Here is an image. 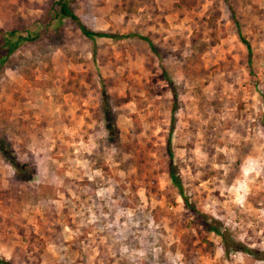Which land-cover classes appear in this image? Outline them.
<instances>
[{
	"label": "rangeland",
	"instance_id": "obj_1",
	"mask_svg": "<svg viewBox=\"0 0 264 264\" xmlns=\"http://www.w3.org/2000/svg\"><path fill=\"white\" fill-rule=\"evenodd\" d=\"M56 1L0 0V43L37 35L0 70V141L32 175L0 153V259L264 264V0H67L115 36L92 41Z\"/></svg>",
	"mask_w": 264,
	"mask_h": 264
},
{
	"label": "trees",
	"instance_id": "obj_2",
	"mask_svg": "<svg viewBox=\"0 0 264 264\" xmlns=\"http://www.w3.org/2000/svg\"><path fill=\"white\" fill-rule=\"evenodd\" d=\"M54 4L56 6H58V11L53 13V16L54 17H58V16L65 17V18H68L71 21L75 22L77 24L78 30L80 31V33L85 38L92 41L95 38L113 39L115 37L114 35H109V34L102 33V32L94 33L92 31L86 29L82 25H80L77 16L68 7L67 0H57ZM24 34L25 35H23L22 32H17V31H8V32H4L2 34V39H1V43H0V70L2 69L3 64L8 60V58L12 54V52L19 45H21L24 42L33 41L37 37L36 34L30 35L28 33V31H24ZM246 49L248 50V46H246ZM102 97L105 98L104 93H102ZM107 115H108V110H107ZM107 118H108V116H107ZM261 125L264 126V111H263V115L261 118ZM104 129H105V131L109 137L112 136L114 131H115V129L111 125V123L108 122V119L104 125ZM0 153H1V156L3 157V159L5 160V162L14 171L15 177H17L21 181H29L31 179V176H32L31 171L28 170L27 164L19 162L12 155L10 149L5 146L3 141H0ZM168 154L171 155L170 152ZM168 176H169V179H170L172 185L176 187V189L178 191V195L183 200L185 206L192 211L193 209L190 207V205L187 203L185 197H183V195H182L180 181H179V179H178V177H177L172 166L169 168ZM211 222H213V221H211V220L208 221L204 217V219L202 220V225L206 231L214 233L215 235H217L221 239L222 246H223V252L226 255L228 254L229 251H238V252H244V253L250 254L254 259H259L258 255H257L258 253L254 252L253 250H250L248 248L241 247L239 245V243L229 241L227 236H226V233L220 231L216 227V225H214ZM215 224H217V223L215 222ZM259 260L264 261V258L260 257ZM0 264H9V262L5 261L3 259H0Z\"/></svg>",
	"mask_w": 264,
	"mask_h": 264
}]
</instances>
